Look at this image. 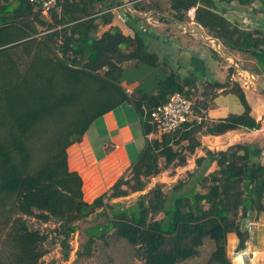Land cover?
Returning <instances> with one entry per match:
<instances>
[{"label":"trees","instance_id":"trees-1","mask_svg":"<svg viewBox=\"0 0 264 264\" xmlns=\"http://www.w3.org/2000/svg\"><path fill=\"white\" fill-rule=\"evenodd\" d=\"M165 1L177 23L194 8L192 19L205 36L228 50L248 52L256 60L255 72L264 76V30H242L224 14L235 1L264 7V0ZM120 4L121 0H61L59 10L51 11L47 20L26 0H0V264H53L42 260L48 234L31 228L27 217L41 223L55 220L52 232L61 236L59 246L66 259L69 236L90 216L104 221L84 228L86 240L76 258L89 257L95 240L104 241L111 231L136 246L141 264H183L199 254L205 239L212 248L203 264H231L226 233L233 232L237 249L242 248L237 216L264 212V161L252 144L205 150L194 159V170L186 172V181L177 180L168 189L157 184L142 192L148 179L168 164L185 163L199 147L201 132L216 135L259 125L234 83L228 91L243 106L240 114L172 133L149 123V112L174 93L188 98L197 112L198 77H180L148 52L140 26L124 35L112 25V10ZM132 7L166 21L149 3L135 1ZM103 26L107 28L99 31ZM131 79H142L150 90L137 89L139 95L132 97L121 85ZM226 85L212 82L210 87ZM127 101L148 136L145 145L127 171L87 203L80 176L67 166L66 148L78 142L96 118ZM210 165L212 175L205 173ZM136 192L142 193L132 204L110 202ZM143 211L147 217H141Z\"/></svg>","mask_w":264,"mask_h":264},{"label":"crops","instance_id":"crops-1","mask_svg":"<svg viewBox=\"0 0 264 264\" xmlns=\"http://www.w3.org/2000/svg\"><path fill=\"white\" fill-rule=\"evenodd\" d=\"M233 4L229 7L226 6L227 9L224 13L232 22H235L234 17L237 12L246 14L253 5V3L250 5L237 4L238 6L234 7ZM119 6L113 8L114 15ZM259 8L263 9L264 7L260 6ZM257 13L264 17L263 10ZM112 20L115 21V17ZM116 23L122 26L120 22L116 21ZM151 25V27L162 30L166 24L157 20ZM178 26L182 29L181 31H185L186 27ZM191 27L200 29L195 24H191ZM106 28L107 26H103L99 31ZM127 28L120 27L121 33L129 35ZM189 32L185 31L190 40L178 39L175 42L170 40L167 46L175 49L177 56L174 60L184 57L187 61L192 62L193 59L196 61L197 70L200 71L196 74L193 71L191 73L198 77L194 103L199 109L197 112H201L203 116L202 123L209 125L227 114H240L243 111V106L236 94L228 91L234 83L244 96L249 107L250 117L258 123L259 127L252 130L237 127L216 135L201 132L198 135L199 147L187 155L183 165L176 167H182L187 170L186 172H192L195 168L194 159L204 156L205 150H225L237 143L256 146L261 150L259 157L264 161V76L256 73L255 67L247 69L240 66L238 62L240 57L233 51H228L230 55L226 57L227 61L225 62L224 60H211L212 58L207 57L201 49L196 48L194 43L198 41V36L189 34ZM145 35L152 39H156L158 36V34H152L151 31L145 32ZM202 39L216 44L214 40H210L206 36H202ZM200 44L206 45L201 42ZM179 67L178 64L173 70L175 71ZM176 74L180 76L179 73ZM128 82H122L124 85L127 84L126 92L132 97H137L140 92L139 90L135 92V90L142 89V87L136 84L138 82L136 79L128 80ZM212 82H226L227 85L212 90L210 87ZM147 88L150 90L149 86ZM136 113L135 107L130 101L123 102L96 118L83 133L81 139L66 148L67 166L69 170L75 171L80 176L82 199L85 202L90 203L94 198L107 191L112 183L127 171L144 147L148 136L144 135L141 120ZM213 168L214 166L210 165L205 173L212 175ZM236 222L240 226L244 243L242 248L237 249V236L233 232L226 233L227 258L231 264H264V212L247 211L244 217L237 216Z\"/></svg>","mask_w":264,"mask_h":264},{"label":"rangeland","instance_id":"rangeland-1","mask_svg":"<svg viewBox=\"0 0 264 264\" xmlns=\"http://www.w3.org/2000/svg\"><path fill=\"white\" fill-rule=\"evenodd\" d=\"M135 1H139L140 3H149L154 6L159 14H162L165 22V28L156 29L155 27H151L153 22H156L158 17L154 15L152 12H138L133 9V3ZM234 3V4H233ZM233 6H238L237 2H233ZM121 6L115 11V21H113L114 26H116L119 30L120 27H128L129 35H132L133 28L140 26L145 32H152V34H158L156 39L149 38L145 36V43L147 44V51L150 53H154L157 55L158 59L164 61L166 66L171 68H176L179 64V69H176L175 72L179 73L181 77L185 76V73H191L193 71L194 74L199 73L200 70H197V66L195 64V59L192 62L185 60V58H174L177 56L175 49L173 47L167 46L170 40L175 42L178 39H189V35L185 33L186 30L190 31L189 34H196L198 37V41L194 43L197 49H201L205 55L211 60H224L227 61L226 57L230 55V52L238 54L240 57L238 62L239 65L245 67L247 69H253L256 67V60L252 57L248 52H241L237 50H228L222 44L217 43L214 45V42L204 41L202 36H205V31L202 29H194L191 27V24H194V21L191 17V14L187 12L184 16V20L181 23H177L172 18H170L171 11L167 7V3L165 0H121ZM260 5L257 3H253L251 5V9L248 10L246 14L241 12H237L235 17L237 20H243L244 24L239 25L242 30L246 31H255L260 32L259 30H264V17L263 15H258L257 12L262 11L258 10ZM136 14L137 17H134ZM118 16H121V20ZM50 20V19H48ZM117 22H120L122 26H119ZM148 22V23H147ZM178 25H183L186 27L185 31H181ZM162 28V25H160ZM198 28V27H197ZM138 29V28H137ZM197 30V31H196ZM121 31V30H120ZM192 31V32H191ZM261 33V32H260ZM257 35L256 33H254ZM264 35V32L262 33ZM209 38L208 36H206ZM212 40L211 38H209ZM168 40V41H167ZM206 44V45H201ZM166 60V61H165ZM189 62V63H188ZM130 64V63H129ZM124 64V68L129 69L130 65ZM174 71V70H173ZM198 75V74H197ZM138 82L136 84H141L142 79H136ZM203 81V80H202ZM124 83H126L124 81ZM127 83H129L127 81ZM135 84V86H136ZM122 87L126 88L127 84H122ZM143 91H147L146 83L143 81L141 84ZM196 95V93H195ZM136 113V111H135ZM137 114V113H136ZM165 159L162 158L160 160L161 164H164ZM175 161L168 164L162 171L148 179L145 189L142 192L148 190V188L154 185H161L163 189H168L172 184H174L177 180H187L186 171L182 167H176L174 164ZM142 192L133 193L124 198H116L110 200V202H119L120 205H129L136 201L138 194ZM147 217L148 214L146 211L141 213V217ZM239 216V215H238ZM26 221L31 228L38 229L40 232H44L48 234V238L45 242L42 243V247L46 250V254L42 256V260L44 262H52L53 264H141V261L138 260L136 256V246L125 241L120 237H116L111 231L107 232L104 236V241L96 239L95 243L91 247V253L89 257H81L76 258L75 252L80 250L82 243L86 240V234L84 232V228L87 226H92L96 223H101L104 221L102 216H98L96 219H93L92 216L88 217L87 220L80 222L77 225V229L73 232L68 238V244L70 249H72L66 259H63L61 248L59 246V240L61 236L52 232L54 226H56L55 220L51 219L46 223H41L35 220L32 217H27ZM211 242L208 239L203 241V244L198 248L199 254L195 257H192L186 261H183V264H203L204 261L208 257V253L211 249Z\"/></svg>","mask_w":264,"mask_h":264},{"label":"built area","instance_id":"built-area-1","mask_svg":"<svg viewBox=\"0 0 264 264\" xmlns=\"http://www.w3.org/2000/svg\"><path fill=\"white\" fill-rule=\"evenodd\" d=\"M33 8L38 10L39 14L45 19H49L51 11H58L61 0H26ZM194 8H190L188 12L193 16ZM236 24L243 25V20H237ZM203 119L201 112L194 110L193 103L186 97L174 93L163 104L154 107L149 112V123L155 125L161 132L172 133L176 130H183L191 127L193 124L199 123ZM264 181V171H263ZM264 199V190H263ZM72 249L69 250V252Z\"/></svg>","mask_w":264,"mask_h":264},{"label":"bare ground","instance_id":"bare-ground-1","mask_svg":"<svg viewBox=\"0 0 264 264\" xmlns=\"http://www.w3.org/2000/svg\"><path fill=\"white\" fill-rule=\"evenodd\" d=\"M51 15V14H50Z\"/></svg>","mask_w":264,"mask_h":264}]
</instances>
